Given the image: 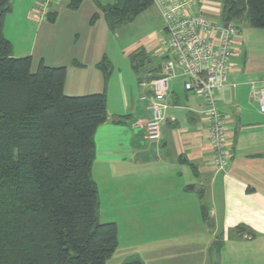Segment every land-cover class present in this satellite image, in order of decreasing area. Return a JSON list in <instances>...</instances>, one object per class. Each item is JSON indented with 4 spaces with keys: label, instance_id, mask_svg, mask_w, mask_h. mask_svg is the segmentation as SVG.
Instances as JSON below:
<instances>
[{
    "label": "crops",
    "instance_id": "0c3cea01",
    "mask_svg": "<svg viewBox=\"0 0 264 264\" xmlns=\"http://www.w3.org/2000/svg\"><path fill=\"white\" fill-rule=\"evenodd\" d=\"M114 1L82 0L70 9L69 0H55L49 6L50 20L35 16L40 0H11L3 25L12 56H29L31 72L40 64L64 66L65 95L105 94L107 118L94 134L92 164L98 217L104 212L110 217L104 219L136 223V229L144 223L151 254L175 248L174 241L185 237L183 224L170 231L168 223L193 221L208 233V248L219 241V252L229 261L225 264H264V114L250 95L251 83L264 81V29L251 27L244 15L229 83L217 102L227 117L225 144L231 155L226 170L220 171L212 161L205 106L179 77L169 83L160 139L146 140L150 113L140 96L148 88L140 83L160 74L164 41L161 36L146 47H120L116 30L127 23L110 29L96 4ZM222 2L197 0V5L208 19L221 22ZM148 9L150 17L162 20L161 0H152ZM95 13L98 17L92 20ZM102 61L110 66L107 76L99 66ZM140 66L144 73L134 78L132 70L137 73Z\"/></svg>",
    "mask_w": 264,
    "mask_h": 264
},
{
    "label": "trees",
    "instance_id": "16d2710c",
    "mask_svg": "<svg viewBox=\"0 0 264 264\" xmlns=\"http://www.w3.org/2000/svg\"><path fill=\"white\" fill-rule=\"evenodd\" d=\"M96 4L113 30L152 0ZM10 10L11 0H0V264H105L118 246L116 224L99 220L92 178L105 94L67 96L64 66L40 64L31 72L29 56H12L3 35ZM244 13L251 27L264 29V0H223L220 20L236 23ZM99 66L107 76V62ZM121 264L143 263L128 257Z\"/></svg>",
    "mask_w": 264,
    "mask_h": 264
},
{
    "label": "built area",
    "instance_id": "2783aa9c",
    "mask_svg": "<svg viewBox=\"0 0 264 264\" xmlns=\"http://www.w3.org/2000/svg\"><path fill=\"white\" fill-rule=\"evenodd\" d=\"M55 0H40L34 10L38 18H45ZM162 20L166 38L163 43L164 62L158 76L140 85L148 88L141 95L147 101L150 116L145 123V138L149 142L160 139L161 123L167 108L171 79H182L184 89L205 106L206 134L213 149V164L225 171L230 151L225 144L227 117L219 110V93L228 85L233 69L240 29L235 22H216L198 7L197 0H161ZM251 97L264 114V81L251 83Z\"/></svg>",
    "mask_w": 264,
    "mask_h": 264
},
{
    "label": "rangeland",
    "instance_id": "374dc122",
    "mask_svg": "<svg viewBox=\"0 0 264 264\" xmlns=\"http://www.w3.org/2000/svg\"><path fill=\"white\" fill-rule=\"evenodd\" d=\"M151 9L140 14L133 22L124 24L116 30V41L120 44V47L125 45L136 46L135 44L146 47L149 42L161 36L163 38L161 43H163L166 38L163 20H161L160 17H150L149 11H151ZM245 14L246 13H244V15ZM244 15L242 16V20L237 23L238 26H240V30H243L245 26ZM160 49L163 50L162 45H160ZM118 54L121 56L119 51ZM143 70H145V68L143 69L142 66H140L137 73L135 70H132V75L134 78L136 75H142L144 73ZM104 214L103 212L101 217H99L100 220L112 222V219H104L110 218L106 217ZM116 224L118 246L112 255L106 259L105 264H121L126 258L130 257V255L138 256L142 259L144 264H225L226 261L229 263L225 257V253L220 254L219 248H217L216 245L208 248V233L201 231L198 225L193 221H186L185 223H168L170 231H173V226L176 227L178 224L179 226L183 224L186 229L185 237L178 238V240L174 241H178V243L175 244L177 247L169 248L165 252H160L156 249V252L152 254L146 251V238L143 235L144 223H139L137 229L134 225L136 223L126 222L122 219H117ZM203 227L205 229L206 225L204 224ZM131 249L134 250L135 254L132 253Z\"/></svg>",
    "mask_w": 264,
    "mask_h": 264
}]
</instances>
